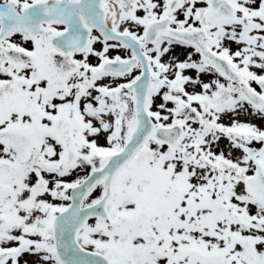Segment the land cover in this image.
Wrapping results in <instances>:
<instances>
[{
	"label": "snow or ice",
	"instance_id": "6c2138e0",
	"mask_svg": "<svg viewBox=\"0 0 264 264\" xmlns=\"http://www.w3.org/2000/svg\"><path fill=\"white\" fill-rule=\"evenodd\" d=\"M0 264H264V0H2Z\"/></svg>",
	"mask_w": 264,
	"mask_h": 264
},
{
	"label": "rangeland",
	"instance_id": "374dc122",
	"mask_svg": "<svg viewBox=\"0 0 264 264\" xmlns=\"http://www.w3.org/2000/svg\"><path fill=\"white\" fill-rule=\"evenodd\" d=\"M0 2H2V0H0Z\"/></svg>",
	"mask_w": 264,
	"mask_h": 264
}]
</instances>
